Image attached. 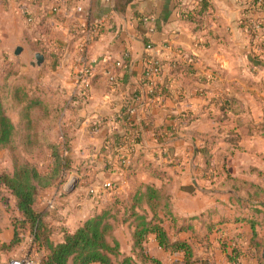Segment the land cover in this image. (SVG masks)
I'll list each match as a JSON object with an SVG mask.
<instances>
[{
    "label": "crops",
    "instance_id": "0c3cea01",
    "mask_svg": "<svg viewBox=\"0 0 264 264\" xmlns=\"http://www.w3.org/2000/svg\"><path fill=\"white\" fill-rule=\"evenodd\" d=\"M67 1L69 4L82 3L96 17L109 15V6L104 0ZM207 1L213 13L205 17L201 27L185 20L181 14V11L191 10L197 0H133L123 13L113 11L106 18L101 37L90 49L92 58L99 59V62L85 96L69 69V61H59L53 55L44 53L43 62L35 64V53L39 51L32 49L26 41L24 32L29 34L30 39L33 40V37L24 27L20 15L16 14L8 25L5 24L19 30L15 29L11 38L15 47L20 45L23 49L22 41L26 42L27 49L33 55L28 60L29 66L38 70L43 81L51 80L46 83L40 81L41 85H46L47 90L53 87L61 94L66 103L64 112L75 116V120H62L60 126L61 139L63 133L70 138L71 167L65 175L75 172L82 176L91 172L93 177L89 183L96 181L106 185L112 182L114 189H100L94 201L85 195L83 186L77 185L78 178L73 176L62 186L61 177L54 186L41 191L38 206L44 211L45 221L54 228L53 241H61L63 230L74 231L84 220L113 203L114 197L118 198L115 206L120 208L118 216L122 219L124 205L132 203L137 188L142 192L149 184L160 192L166 206L165 211H159L163 225L173 239L190 242L194 256L208 259L214 264H231L234 261L231 262L230 258H234L236 252L235 261L264 264V257L261 261L254 254L250 224L251 220L255 221L263 256L264 206H257L256 201L244 198L239 191L221 187L219 182L223 177L213 182L204 179L201 176L204 164L200 151L204 144L201 135L207 132L214 134L210 150L212 160L223 162L226 172L233 177L264 185V50L257 46L264 40V29L260 32L253 30L256 35L251 36L249 25L240 21L238 0ZM0 5L4 4L0 1ZM143 16H149L150 20L142 21ZM54 35L61 38L57 32ZM145 42L152 46L148 51H145ZM125 51L129 54V64L127 67L119 66L117 62H125ZM147 52L163 62L155 78V82L162 85L163 93L156 94L150 103L141 104L132 115L134 120H151L149 130H144L143 124L136 125L140 131L136 134L138 138L128 140L118 149L110 140L120 136L119 110L124 106L127 95L136 89L142 79ZM18 58L21 60L20 56ZM172 60L187 67L170 72L174 68ZM18 74L20 70L17 65V73L12 76ZM108 74L117 77L116 84L109 80ZM230 98L233 103L229 108L226 100ZM45 100L43 98L44 104ZM186 111L190 112L192 121L182 127V132L169 130L176 115ZM18 123L19 120L14 122ZM154 128L158 129L157 133ZM232 137L235 139L233 146L229 141ZM49 140L59 142L56 138ZM120 141V138L117 139V142ZM77 143L81 144L78 149ZM82 147L83 151H89V155L95 157L92 162L83 158L88 154L80 156L79 149ZM88 147L90 150H87ZM189 150L193 154L180 162L181 168L187 169L186 173L182 178H177L176 173H180L177 167L180 166L168 160L170 157L166 153L187 151L188 154ZM214 154L218 157L214 158ZM109 159L113 161L112 165H108ZM117 160L124 165L133 162L134 175L127 179L123 170H119ZM151 166L163 171L162 177L153 176L148 169ZM75 179V188L67 192ZM188 187L193 189L189 191ZM48 195L56 203L60 201L62 206L51 209L49 203L52 198H47ZM1 196L2 193V203L12 202V211H9L8 204L6 211L17 214L14 200ZM69 199L73 202L68 204ZM226 199L234 203V209L224 204H221L223 209L218 207L221 206L218 202L223 203ZM180 200H186L185 203L191 207L184 209ZM143 204L146 208V203ZM123 224L128 235L127 248L119 235V227ZM174 224L191 227L194 233L190 230L176 231ZM12 236L9 215L8 219L0 220V242H9ZM114 236L119 241L121 253L132 255L128 222L121 220L116 223ZM145 249L162 264L182 262V252L172 253L161 248L154 234L148 236Z\"/></svg>",
    "mask_w": 264,
    "mask_h": 264
},
{
    "label": "trees",
    "instance_id": "16d2710c",
    "mask_svg": "<svg viewBox=\"0 0 264 264\" xmlns=\"http://www.w3.org/2000/svg\"><path fill=\"white\" fill-rule=\"evenodd\" d=\"M133 0H114V11L117 14L124 12L125 8ZM248 9L241 11V22L249 25V31L253 37L256 33L253 31L254 25L258 23L260 29H264V0L248 1ZM213 11L210 9V4L207 0H197V4L188 11H181L184 19L195 24L196 27H201L205 23V17L211 15ZM264 33V30H263ZM26 41L34 50L42 51L43 48L40 42L30 39L28 33L24 32ZM147 45V43L145 42ZM257 45V44H256ZM264 50V40L257 45ZM46 53V52H45ZM142 71V79L136 85V89L127 95L129 104L134 101L138 108L141 104L148 103L156 94H162V85L154 83L153 95L147 94L146 86L149 84V79L146 78V64ZM163 62L159 61V67ZM173 69L178 70L187 67L185 64L172 60ZM14 67V68H13ZM17 62L9 63L7 68L0 72L3 79H8L10 76L17 73ZM5 85L0 80L1 88ZM46 85L38 84L35 89L31 90L27 86L21 84L13 88V93L10 96L13 104L20 108V120L18 127L13 120L6 114L4 107V96L0 95V150H7L11 154L12 169L11 171H0V187L3 188V199L14 200V205L17 214L11 216L13 236L9 242H0V252H10L20 247L26 235L30 236L27 254L35 251L41 253L39 264H162V262L147 253L145 242L150 234L155 235L158 245L168 250L169 252H182V262L180 264H214L208 259H203L194 256V251L190 242L185 239H173L170 231L163 225V218L159 211H165L164 201L160 192L151 185H146L142 192L140 188L135 191V196L130 205L125 204L124 215L119 218L120 208L115 206L118 198L114 197L113 203L106 206L101 212L95 213L91 217L84 220L74 231L68 232L63 230L61 241L55 242L51 236L54 228L50 226L44 219V211L38 206V198L41 191L54 186L63 176V174L71 167L70 138L63 133V137L59 142L51 141L47 137H43L41 125L38 120H34V112L38 106L45 107L42 94L47 91ZM49 89V88H48ZM31 90V91H30ZM30 92H33L30 94ZM3 94V91L1 92ZM6 95V94H5ZM7 96V95H6ZM227 107L233 103V99L226 100ZM130 106V105H129ZM122 131L119 134L120 143L116 137L110 141L114 146L120 148L128 140L134 141L138 137L140 131L136 125L143 124L144 130H149L151 120H134L128 113V104L119 110ZM190 112H182L177 116L182 119L174 124L173 131L175 133L182 132V127L188 125L192 120L189 116ZM220 121V120H216ZM171 124L168 127L170 130ZM155 133L158 129L154 128ZM19 137L21 145L26 149L35 147L36 144L41 148H47L48 164L46 168L41 169L36 161L27 160L20 153L18 147L15 146V138ZM204 144L200 149L204 167L201 171V176L209 180L222 181L219 182L221 187H227L235 191H239L240 195L246 199L256 201L257 206H264V185L245 181L229 175L226 172L223 162H215L212 160L211 145L215 139V135L207 132L201 135ZM231 145H235V139L230 140ZM41 142V144H40ZM119 170H123L127 179L130 175H134L133 162L124 165L121 160H117ZM107 167V166H106ZM152 167V166H151ZM153 176L162 177L163 171L156 168H148ZM187 188V187H186ZM189 191L193 189L188 187ZM116 201V202H115ZM146 203V208L142 205ZM258 210V207L255 209ZM166 215V212L164 213ZM121 220L128 222L131 228L132 255L121 253L119 241L114 236V228L116 223ZM252 233L251 243L253 245L254 254L262 261L263 256L260 253L261 243L257 239V231L255 230V221H250ZM176 231L190 230L194 233L191 227L177 226L174 224ZM238 254L234 255V258ZM234 258H230L231 264L235 263Z\"/></svg>",
    "mask_w": 264,
    "mask_h": 264
},
{
    "label": "built area",
    "instance_id": "2783aa9c",
    "mask_svg": "<svg viewBox=\"0 0 264 264\" xmlns=\"http://www.w3.org/2000/svg\"><path fill=\"white\" fill-rule=\"evenodd\" d=\"M0 1L4 5H10L13 12L22 17L24 27L31 32L34 40L40 42L46 53L53 55L59 61L65 62L66 60L70 62L69 69L74 75L76 83L82 93L87 94L99 62V59L92 58L90 49L93 43L101 37L106 18L108 19L114 11L112 7L114 0H104L109 6V15L107 14L104 17L94 16L91 10L82 3L69 4L67 0ZM248 1L250 0H238L241 11L245 12L249 8ZM48 20H50V23ZM148 20H150L149 16L142 17V21L146 22ZM254 29L259 30L260 25L256 23ZM54 32L59 33L61 38L56 37ZM151 48V44L148 43L145 46V51ZM123 58L125 62H117L116 64L127 67L129 64L128 52L123 53ZM146 59V78L149 79L146 89L147 94L151 96L154 92L155 78L160 67L155 56L148 54ZM101 60H104V58ZM108 78L113 84L117 83V77L113 74H108ZM136 100L139 99L136 98ZM136 100L134 99V101ZM134 101L129 104L126 99L124 104V106L128 104V113L131 116L137 109ZM181 120V116H177L172 120L171 131H173L174 124ZM0 264H39V262L32 254L28 253L21 257H11L6 261L0 260ZM234 264H242V262L237 260Z\"/></svg>",
    "mask_w": 264,
    "mask_h": 264
},
{
    "label": "rangeland",
    "instance_id": "374dc122",
    "mask_svg": "<svg viewBox=\"0 0 264 264\" xmlns=\"http://www.w3.org/2000/svg\"><path fill=\"white\" fill-rule=\"evenodd\" d=\"M16 16V13L13 12V9L11 8L10 5H0V72H3L7 66L9 65V63L12 62H17L18 68L20 70V74H18L19 76H10L8 79H3L2 76H0V80L3 84H5L2 88H1V92L3 91V94L0 92V95L4 96V107H5V112L6 114L11 118V120H13L15 123H17V120H20V108L22 106H24L25 103H23L22 106L16 107L10 96L13 93V88L16 87L19 84H24L23 86H28L31 87L30 89L33 90L36 88V86L38 84H42L40 81H43L41 77H39L38 75V70L33 69L32 67L29 66L28 64V60L32 59V53L30 50L27 49V45L26 42L22 41L23 43V49H21L20 53L18 56L14 55V50H15V43L11 42V38H12V34L14 33V31L17 30V28L14 27H10L7 26L9 21H12L13 18ZM7 24V25H5ZM7 29V30H6ZM16 29V30H15ZM19 31V30H17ZM258 32H260L259 30H256ZM20 46V45H18ZM25 48V49H24ZM20 56L21 60L18 58ZM8 63V64H7ZM14 68V67H13ZM17 68V67H16ZM51 80L48 79L47 81H43V83L46 82H50ZM52 90H47L46 93L42 94L43 98L46 99L45 100V107H47V111L44 110V108L42 106H38L35 109L34 112V120H39L40 125H41V129H42V136L43 137H48L49 139H54L56 138L58 141L61 140L60 137V129H61V121L62 120H75V116L73 117V113H67L64 112L63 108L65 107L66 103L64 101V97H62L61 94H58L57 91H55L53 89V87L51 88ZM30 90V91H31ZM33 92H30V94H32ZM7 96H6V95ZM84 96L87 94H83ZM70 108V106H69ZM71 112H73V110L71 109ZM63 113V114H62ZM16 126L18 127V124H16ZM191 132V130H190ZM21 140L19 139L18 136H16L15 138V146L18 147V149L20 150V153L23 157H25L27 160H33L36 161L39 165V167L41 169H44L47 165L48 162V154L49 151L47 148H41V145L39 146L38 144H36V146L33 148L31 147L30 150L26 149L24 146L21 145ZM83 143V140H81V144ZM41 144V142H40ZM77 149L79 148V143H77ZM192 146V145H191ZM217 146V145H216ZM215 146V148H216ZM90 147V146H89ZM87 148V150H90V148ZM81 150V152L79 153L80 156L84 154H88L85 155L83 158L85 159H90L91 162L95 157H92L93 155H89V151H83V147L79 149V151ZM170 158H168V160L170 159L171 162L177 163L176 166H180L182 162H184L185 160H187V156L190 157V154L192 155L193 153L189 150V153L187 154V151H180V152H176L174 151V153L171 152H167L166 153ZM214 158L218 157L217 154H214ZM185 157V158H184ZM91 162H89V164H92ZM181 162V163H180ZM113 161L109 159V163L108 165H112ZM88 164V165H89ZM180 170V173L177 172L176 176H178L177 178L181 177L183 173H186L187 169H183L180 167H177ZM12 169V160H11V154L7 151V150H0V171H11ZM185 170V171H184ZM184 171V172H183ZM112 175L115 176V174L111 173ZM77 177L78 178V184H81L84 188L85 191V195H88L90 198H92L94 201H96V198H98V193L97 191H99L100 189H107L109 187V190H114L113 189V185L112 182L107 184H101L99 182H94V183H89V181L92 179L93 174L87 175V174H83L82 176L79 174H76L75 172L69 173L68 175H65V173L62 176L60 185L62 186V184L64 182H68L70 181L72 178L70 177ZM58 188V190L61 189ZM56 190V191H58ZM3 192V189L0 187V195ZM52 198L51 195H48L47 198ZM73 198V197H72ZM215 198V197H214ZM214 198H212V201H214ZM182 200V199H181ZM180 200V202H182ZM227 201H224L223 203L218 202L219 205L224 204L226 207L234 209V203L230 200V199H226ZM186 201V200H185ZM185 201H183L181 203V205L183 206L184 209H189L191 206L188 203H185ZM72 199L68 200V204L72 203ZM179 202V204H180ZM202 202V201H201ZM185 203V204H184ZM8 204V208L9 211H12V202H5L2 203L0 201V220H6L8 219L9 215H13L12 212H8L6 211V206ZM231 206H230V205ZM51 209H58L60 206H62V203L60 201H57L54 198H52L51 203H49ZM220 209H223V205L218 206ZM216 208V207H215ZM119 235L120 238L122 240V244L124 247H126V245L128 246V240H127V230L126 227L123 225H121V227H119ZM29 242H30V236L26 235L23 244L21 245V247H19L17 250L14 251H10L8 253L6 252H0V260L2 261H6L9 258H11L10 256L12 254L17 255V257H21L24 254H27V250H28V246H29ZM127 248V247H126ZM19 254V255H18ZM30 254H32L37 261L40 263V257H41V253L39 252H31Z\"/></svg>",
    "mask_w": 264,
    "mask_h": 264
},
{
    "label": "water",
    "instance_id": "95a60500",
    "mask_svg": "<svg viewBox=\"0 0 264 264\" xmlns=\"http://www.w3.org/2000/svg\"><path fill=\"white\" fill-rule=\"evenodd\" d=\"M113 9H114V4H113ZM21 47H16V49H15V54L16 55H18L19 53H20V51H21ZM43 59H44V57H43V54L41 53V52H36L35 53V64L36 65H40L42 62H43ZM193 182H195V180H193ZM76 183H77V180L75 179V180H73V182H72V184L68 187V189H67V192H70V191H72L74 188H75V185H76ZM263 257H264V252H263Z\"/></svg>",
    "mask_w": 264,
    "mask_h": 264
}]
</instances>
